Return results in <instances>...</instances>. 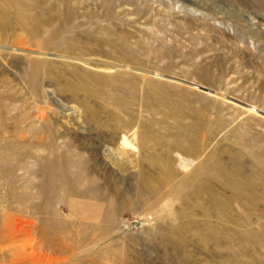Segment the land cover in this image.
I'll list each match as a JSON object with an SVG mask.
<instances>
[{
	"label": "rangeland",
	"instance_id": "1",
	"mask_svg": "<svg viewBox=\"0 0 264 264\" xmlns=\"http://www.w3.org/2000/svg\"><path fill=\"white\" fill-rule=\"evenodd\" d=\"M36 1L0 0V264H264V0Z\"/></svg>",
	"mask_w": 264,
	"mask_h": 264
},
{
	"label": "bare ground",
	"instance_id": "2",
	"mask_svg": "<svg viewBox=\"0 0 264 264\" xmlns=\"http://www.w3.org/2000/svg\"><path fill=\"white\" fill-rule=\"evenodd\" d=\"M34 1V3H32L33 5H38V2L36 1V0H33ZM215 60V59H214ZM221 60V59H220ZM222 61V60H221ZM221 63V62H220ZM219 63V64H220ZM33 76V75H32ZM181 131V130H180ZM162 139V138H161ZM179 139L180 140H185V141H193V140H195L196 139V133H195V131L193 130V132L192 131H184V132H182L181 134H180V136H179ZM181 143V142H180ZM182 144V143H181ZM179 147H180V145H179ZM187 149H188V147H187ZM108 150H110V148H108ZM110 152V151H109ZM110 157H112V159L113 158H115V157H117V155H115V154H112V153H110V155H109ZM61 157V156H60ZM63 157V156H62ZM115 160H116V158H115ZM67 161H69V160H67ZM12 162V161H11ZM117 162V161H116ZM222 164V163H221ZM221 164H217V166H216V171H217V174H216V176L218 175V177L220 178V180L223 178V179H225V181H226V184H228L229 186H232L237 192H239V193H243L244 192V190H245V188L243 187V184H244V180H246L245 178H244V180H241L240 178H238L239 176L235 173V172H232L231 170H228L225 166H223V165H221ZM165 165H167V169H168V175L170 176V175H173V174H175L176 172H175V170H174V168L172 167L173 165H172V162H171V160L169 159V160H166L165 161ZM60 167L61 169H66V162L63 160V158H62V160H61V158L59 159V160H54L53 162H52V164H51V169H52V173H51V179H55L56 178V176L59 174L57 171H56V168L55 167ZM237 171V170H236ZM62 172V171H61ZM66 172V171H65ZM239 172V171H238ZM142 173V172H141ZM60 174H63V173H60ZM143 174V173H142ZM144 175V174H143ZM241 175V174H240ZM142 176V175H141ZM148 176V175H147ZM61 177V176H60ZM139 178V177H138ZM153 178V177H152ZM152 178H147V177H145V176H142L141 178H139L140 179V182H139V185H141V188H142V191L144 190V188L147 186L148 188H150V189H153L154 187H155V184L154 183H156V182H158L156 179H152ZM196 178H198V177H196ZM208 178L209 177H200L199 178V182H198V184H196L195 185V187H194V190H193V194L195 195V197H198V198H200V197H202V192H204L207 188H209V184H208ZM50 179V180H51ZM53 181V180H52ZM139 181V180H138ZM189 181L191 182V180L189 179ZM247 181H249V180H247ZM251 182H253V181H251ZM250 181H249V183H251ZM56 183H57V181H56ZM64 183L65 184H67L68 185V187L67 188H69L70 190H71V192H72V189H71V184H70V182H69V180H68V176H67V173H64ZM211 183V182H210ZM161 184V183H160ZM64 185V184H63ZM216 185V184H215ZM247 185H248V183H247ZM246 185V186H247ZM65 186V185H64ZM245 186V187H246ZM254 186H256V185H254ZM53 190H55L56 188H55V185H53L52 187H51ZM247 188H249L248 186H247ZM257 188V187H256ZM68 189V190H69ZM255 189V188H254ZM251 190H253V189H251ZM256 190V189H255ZM208 191V190H207ZM214 191V190H213ZM254 191V190H253ZM208 192H210V191H208ZM150 193V192H149ZM30 194V193H29ZM28 194V195H29ZM236 194V193H235ZM208 200L211 202V203H214V205H216L217 206V209H218V211L220 210V211H223L224 209H225V204L227 203V202H225V201H223V199H220V197L218 196V195H213V194H209V197H208ZM198 202V201H197ZM201 203V202H200ZM202 206H204V205H202ZM214 208V207H213ZM205 210L206 211H208V213H209V208H206L205 207ZM212 210V209H211ZM216 210V209H215ZM212 212V211H211ZM218 213V212H217ZM207 214V213H206ZM219 216H220V214H219ZM223 218V217H222ZM13 219V218H12ZM111 219H113V216H111V215H109L108 216V218H107V221L108 222H110L111 221ZM50 220H52L51 218H50ZM195 220H198V219H195ZM207 220V219H206ZM56 221H58L57 219H56ZM200 221V220H199ZM199 221H197V222H199ZM204 222V221H203ZM202 222V223H203ZM56 223V222H55ZM62 223H64V222H62ZM201 223V222H200ZM227 223V222H226ZM210 224V223H209ZM182 226L179 228L182 232H186L188 229H193V228H195V234H197V235H202V234H205V233H203L202 232V228L201 227H192L191 225L189 226L188 225V222H187V224L186 223H182L181 224ZM228 226V225H227ZM179 227V226H178ZM213 227V226H212ZM223 227V226H222ZM214 228V227H213ZM264 228V227H263ZM209 230H210V228H209ZM249 230V229H248ZM36 231V230H35ZM211 231V230H210ZM218 231V230H217ZM63 232V231H62ZM190 232V231H189ZM243 233V232H242ZM206 235H207V239H209L210 240V238L211 237H213L212 235H211V233L210 232H208V233H206ZM205 235V236H206ZM223 235V234H222ZM239 235V234H238ZM239 237H240V239H241V241H250L249 240V233H246V234H242V235H239ZM255 237V236H254ZM201 238V237H200ZM205 238V239H206ZM257 238V237H256ZM251 239V238H250ZM207 241V240H206ZM213 241V240H212ZM217 242V241H216ZM251 243V242H250ZM202 244V243H201ZM219 244V243H218ZM245 244H246V242H245ZM222 245V244H221ZM45 246V245H44ZM61 247V246H60ZM210 247V246H209ZM214 247V246H213ZM61 249H63V248H61ZM210 249V248H209ZM219 253V252H218ZM249 253V252H248ZM236 254V253H235Z\"/></svg>",
	"mask_w": 264,
	"mask_h": 264
},
{
	"label": "water",
	"instance_id": "3",
	"mask_svg": "<svg viewBox=\"0 0 264 264\" xmlns=\"http://www.w3.org/2000/svg\"><path fill=\"white\" fill-rule=\"evenodd\" d=\"M208 89V88H207ZM210 90V89H209Z\"/></svg>",
	"mask_w": 264,
	"mask_h": 264
}]
</instances>
